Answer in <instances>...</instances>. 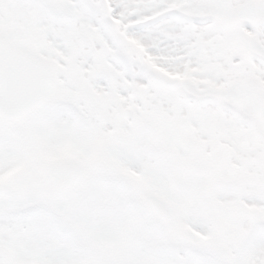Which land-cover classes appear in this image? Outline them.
Segmentation results:
<instances>
[{"label": "snow or ice", "instance_id": "obj_1", "mask_svg": "<svg viewBox=\"0 0 264 264\" xmlns=\"http://www.w3.org/2000/svg\"><path fill=\"white\" fill-rule=\"evenodd\" d=\"M0 264H264V0H0Z\"/></svg>", "mask_w": 264, "mask_h": 264}]
</instances>
